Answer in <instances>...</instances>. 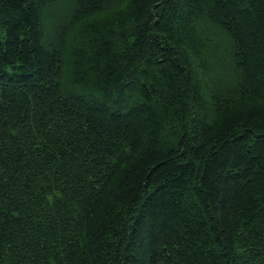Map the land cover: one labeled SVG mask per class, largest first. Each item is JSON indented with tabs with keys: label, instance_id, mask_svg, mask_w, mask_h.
<instances>
[{
	"label": "trees",
	"instance_id": "trees-1",
	"mask_svg": "<svg viewBox=\"0 0 264 264\" xmlns=\"http://www.w3.org/2000/svg\"><path fill=\"white\" fill-rule=\"evenodd\" d=\"M0 264H264V0H0Z\"/></svg>",
	"mask_w": 264,
	"mask_h": 264
}]
</instances>
